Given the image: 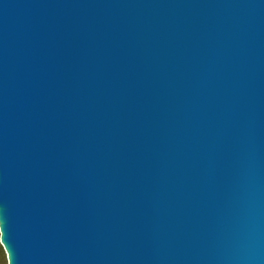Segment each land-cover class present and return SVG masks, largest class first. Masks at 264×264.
Instances as JSON below:
<instances>
[{"label": "water", "instance_id": "water-1", "mask_svg": "<svg viewBox=\"0 0 264 264\" xmlns=\"http://www.w3.org/2000/svg\"><path fill=\"white\" fill-rule=\"evenodd\" d=\"M8 264H264V0H0Z\"/></svg>", "mask_w": 264, "mask_h": 264}, {"label": "rangeland", "instance_id": "rangeland-1", "mask_svg": "<svg viewBox=\"0 0 264 264\" xmlns=\"http://www.w3.org/2000/svg\"><path fill=\"white\" fill-rule=\"evenodd\" d=\"M0 264H8L7 253L0 242Z\"/></svg>", "mask_w": 264, "mask_h": 264}, {"label": "bare ground", "instance_id": "bare-ground-1", "mask_svg": "<svg viewBox=\"0 0 264 264\" xmlns=\"http://www.w3.org/2000/svg\"><path fill=\"white\" fill-rule=\"evenodd\" d=\"M2 244V243H1ZM3 245V244H2ZM7 252V251H6Z\"/></svg>", "mask_w": 264, "mask_h": 264}]
</instances>
